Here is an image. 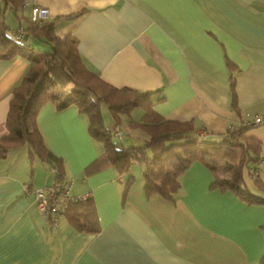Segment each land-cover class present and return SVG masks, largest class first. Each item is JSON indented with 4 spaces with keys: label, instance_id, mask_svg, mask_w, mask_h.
<instances>
[{
    "label": "crops",
    "instance_id": "0c3cea01",
    "mask_svg": "<svg viewBox=\"0 0 264 264\" xmlns=\"http://www.w3.org/2000/svg\"><path fill=\"white\" fill-rule=\"evenodd\" d=\"M18 1L0 0L8 31L18 29L35 50H47V43L24 31L31 6L47 8V18L34 23L53 22L58 37L74 36L89 71L113 87L153 92L158 115L191 121L205 140L216 141L230 126L264 114V0ZM37 40L47 48H36ZM28 67L24 56L0 58V135L12 91ZM135 109L113 128L121 131L123 121L140 119L143 111L138 108L142 113L134 118ZM37 123L49 149L63 159L70 194L92 197L100 229L79 232L66 216L49 224L31 190L52 185L56 174L38 158L30 162L24 145L0 160V264H258L263 257L264 204L212 187L213 175L201 162L180 175L172 198L148 199L141 169L126 186L127 175L92 164L102 148L90 141L87 117L74 107L58 111L45 104ZM75 126L92 145L68 155L62 145L70 140L56 133ZM247 135L259 140L264 157V123ZM259 179L264 184V161ZM246 186L260 194L254 183Z\"/></svg>",
    "mask_w": 264,
    "mask_h": 264
},
{
    "label": "trees",
    "instance_id": "16d2710c",
    "mask_svg": "<svg viewBox=\"0 0 264 264\" xmlns=\"http://www.w3.org/2000/svg\"><path fill=\"white\" fill-rule=\"evenodd\" d=\"M22 0L18 1L20 5ZM0 8V58L24 56L29 61L27 73L13 89L4 120L5 133L0 135V160L10 150L26 146L30 162L38 158L57 169L56 181L63 182V159L47 146L37 123V114L45 104L61 111L74 107L88 120L87 130L94 141L102 144V152L93 165H111L117 177L127 175L125 185L135 179L130 173L134 163L142 165L141 179L145 196L172 198L179 187L180 175L194 161L204 164L213 175L212 187L233 191L248 203L264 204V184L260 182V142L247 135L253 125L230 126L216 141L203 139L191 121L164 119L153 110V92L113 87L89 71L77 50V40L67 34L58 37L53 22H31L24 30L48 44L38 52L24 33L10 32L2 23ZM20 34V36H18ZM230 67L231 64L228 62ZM232 101H235L234 77H230ZM104 104L114 120L121 115L130 117L133 109L143 111L138 120L128 119L127 125L142 130L147 138L141 144L126 145L115 141L111 129L104 125L101 105ZM260 190L255 194L246 186V176ZM126 190V188H125ZM123 190V195L125 193ZM91 196L69 201L63 216L79 232L96 233L99 223ZM264 264V255L258 262Z\"/></svg>",
    "mask_w": 264,
    "mask_h": 264
},
{
    "label": "built area",
    "instance_id": "2783aa9c",
    "mask_svg": "<svg viewBox=\"0 0 264 264\" xmlns=\"http://www.w3.org/2000/svg\"><path fill=\"white\" fill-rule=\"evenodd\" d=\"M48 9L38 5H32L30 8V20L37 22L44 20L48 16ZM20 36V34L18 35ZM264 123V114L255 115L252 119L244 121L243 125H258ZM111 135L115 138L121 137L119 128H113ZM51 170L57 174V169L51 167ZM72 183L69 181H55L52 185L37 189H32L34 201L39 212L48 220L52 227H55L66 210L69 201L74 199H85L88 195L73 196L70 194ZM25 192L30 190L25 188Z\"/></svg>",
    "mask_w": 264,
    "mask_h": 264
},
{
    "label": "rangeland",
    "instance_id": "374dc122",
    "mask_svg": "<svg viewBox=\"0 0 264 264\" xmlns=\"http://www.w3.org/2000/svg\"><path fill=\"white\" fill-rule=\"evenodd\" d=\"M35 47L39 48L41 50L46 49V45L43 42H40V40L35 41ZM133 117L134 118H138L140 116V114L142 113L140 110H138V108L135 109V111H133ZM101 115L103 118V123L105 126H107L108 128H113L115 127L116 121L113 119L112 115L110 114V112L108 111L107 107L102 104L101 105ZM125 115L122 114V119H125ZM124 122V121H123ZM120 123L121 126V132H122V138L119 139H115L116 140H124L126 142V144H141L143 141L142 139L138 140L136 137V133H138L140 136L142 135L143 132H137L136 130H133L131 128H129L126 123ZM56 138L58 139H62L63 141L65 140H70V143L68 144H63L62 147L64 148H68L69 149V153L68 155H73L74 152L76 150L82 152L83 150L85 151L86 149H89L90 144L87 143V141H85V135L83 134V132L81 131V128L75 126L72 127V129L64 131L63 129H60V131H58L56 133ZM92 143H94L96 146H98L99 148H102V144L99 141H94V140H90ZM139 169L142 170V165L138 164V163H134L130 169V173L133 174H137L139 172ZM246 182L247 183H253L252 180L248 177H246Z\"/></svg>",
    "mask_w": 264,
    "mask_h": 264
}]
</instances>
